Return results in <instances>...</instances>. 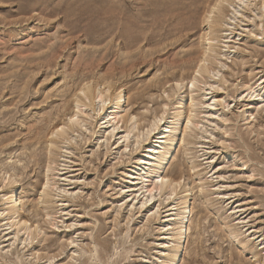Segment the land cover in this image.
I'll list each match as a JSON object with an SVG mask.
<instances>
[{"label":"rangeland","instance_id":"obj_1","mask_svg":"<svg viewBox=\"0 0 264 264\" xmlns=\"http://www.w3.org/2000/svg\"><path fill=\"white\" fill-rule=\"evenodd\" d=\"M263 1L0 0V264H264Z\"/></svg>","mask_w":264,"mask_h":264},{"label":"bare ground","instance_id":"obj_2","mask_svg":"<svg viewBox=\"0 0 264 264\" xmlns=\"http://www.w3.org/2000/svg\"><path fill=\"white\" fill-rule=\"evenodd\" d=\"M221 1H223V0H221ZM225 1H227V0H225ZM263 5H264V1H263ZM216 6H217V4H216ZM222 8V7H221ZM221 8H220V10H221ZM217 10H219V9H217ZM219 10V11H220ZM218 18H216V20H217ZM215 25H218V23L216 22V24ZM219 27V26H218ZM214 35V34H213ZM214 39H215V37H214ZM205 45H207V44H205ZM207 50H209V48H205V52H204V54H206V51ZM208 52V51H207ZM209 54V53H208ZM205 58V57H204ZM201 59V58H200ZM205 59H203V61H204ZM203 63V62H202ZM201 63V64H202ZM198 66V65H197ZM198 70L196 71V73H201V72H205V69L204 68H202L201 66H199L198 68H197ZM207 73V72H206ZM196 82H197V80H196V78L194 77L191 81H190V86L191 87H195V84H196ZM93 88V87H92ZM80 92H81V94L83 95L82 97L84 98V99H88V100H91L92 102H94L95 100H97V102H99L100 104H101V109H102V111H103V113H104V117H102V119L103 120H106V119H110V120H112L113 121V124H114V126H113V128H112V131L114 132L115 130L117 131V129H118V125L119 124H121V127H122V124H127L128 122H130L131 120H130V118H129V115H121L120 114V112L118 111V112H115L116 110H119L121 107H120V103H121V100H122V98H123V95L121 94V92L119 91L115 96H114V98H113V105L111 106V108H108V109H112L113 111L112 112H106V109H105V104H106V102H107V93H108V90H105L104 92L103 91H101V90H96L95 92L91 89V88H85V89H82V90H80ZM110 98V97H109ZM82 99V98H81ZM83 99V100H84ZM87 101V100H86ZM99 104V105H100ZM108 104H111V103H108ZM84 106V104H81L80 102H77L76 103V106H75V111L77 112V113H82L81 112V109H82V107ZM106 106H107V104H106ZM261 109V111L262 110H264V107H262V108H260ZM115 112V113H114ZM123 112V111H122ZM102 113V114H103ZM191 116V115H190ZM111 117V118H110ZM74 118H76L75 120H74ZM135 118V117H134ZM78 118H77V115L75 114L74 116H72V117H70L69 118V124H72V123H74V122H76V121H78L77 120ZM247 120V119H246ZM159 121H161V119H159ZM187 121H188V123H191V117H188V119H187ZM153 122V121H152ZM103 124H104V126L106 125H108L109 124V122H107V121H104L103 122ZM73 125V124H72ZM197 125V124H196ZM156 126V123H154L153 124V127H155ZM119 127H120V125H119ZM120 127V128H121ZM60 128V127H59ZM146 130V129H145ZM169 131V130H168ZM168 131H166V129H164V130H162V132L160 133V136L157 138V141L158 142H155L156 143V145L155 146H153V147H151V148H149V151H148V153L149 152H152V153H155L154 154V156H155V158H157L158 159V163L161 165H163V164H166V153H161L160 154V149H163V147L161 146L162 145V142L165 140V138H166V133L168 132ZM57 132H59L60 133V135L59 136H61V137H64L65 136V131H64V129H63V127L62 128H60V130H58ZM152 132H153V129H151V128H149V129H147L146 131H145V135L146 136H149L150 134H152ZM155 135V134H154ZM153 136V135H152ZM147 139V138H146ZM169 140V139H168ZM158 144H160V145H158ZM168 145V144H167ZM170 158V157H169ZM143 162V161H142ZM143 164V163H142ZM159 166H157V168H158ZM154 170H156V169H154ZM47 171H50L49 169L47 170ZM170 175V174H169ZM149 178H151V182H150V186L146 189V191L149 193V194H151L153 191H158V190H162L163 188H165V189H167V190H170L171 191V193H173L174 192V190H175V187H174V179H169L168 177H167V175L166 174H160L158 171H155L153 174H152V176L151 177H149ZM150 181V180H149ZM43 187L44 188H42L43 189V192H42V194L43 195H46L47 196V183L45 184V185H43ZM53 188V187H52ZM17 194V193H16ZM15 194V195H16ZM152 195V194H151ZM3 201H4V205L5 206H7L8 207V210H9V213H10V216H9V218H7V220H14L15 221V224H14V226H16L17 227V229H18V231H21V230H23L24 231V233H25V235L27 236V237H31L35 232H36V230H37V228L36 227H34L33 229H31L32 227H31V225L30 226H27L28 224V222L26 221V220H24V219H22L21 217H20V214H19V211H20V204H21V201H20V199L18 198V196L17 197H14V196H4V199H3ZM148 202V199H146L145 200V202L144 203H147ZM190 205V204H189ZM187 202L186 201H184L183 203H182V208H181V210H182V213L180 214V216H181V220L179 221V227H178V229H177V233H176V239L177 240H182L183 239V236H184V234H185V229H184V224H185V219L186 218H188L187 216L189 215V213H190V211H188L187 210ZM21 212V211H20ZM17 218H19V219H17ZM16 219H17V221H16ZM171 220V219H170ZM178 220V219H177ZM186 221H188V220H186ZM12 223V222H11ZM7 226L9 225L8 223L6 224ZM4 226V225H3ZM13 226V227H14ZM186 228V227H185ZM7 229V228H6ZM9 229V228H8ZM175 231V230H174ZM30 240H31V238H30ZM178 248V247H177ZM177 248H175L174 250L176 251L177 250ZM173 260H175V258L173 259Z\"/></svg>","mask_w":264,"mask_h":264}]
</instances>
